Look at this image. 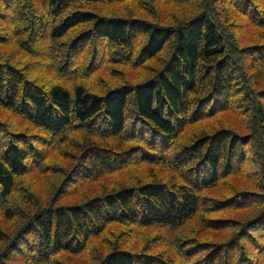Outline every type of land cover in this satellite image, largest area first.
I'll return each mask as SVG.
<instances>
[{
	"label": "trees",
	"instance_id": "16d2710c",
	"mask_svg": "<svg viewBox=\"0 0 264 264\" xmlns=\"http://www.w3.org/2000/svg\"><path fill=\"white\" fill-rule=\"evenodd\" d=\"M0 264H264V0H0Z\"/></svg>",
	"mask_w": 264,
	"mask_h": 264
},
{
	"label": "rangeland",
	"instance_id": "374dc122",
	"mask_svg": "<svg viewBox=\"0 0 264 264\" xmlns=\"http://www.w3.org/2000/svg\"><path fill=\"white\" fill-rule=\"evenodd\" d=\"M7 48H8V46H6V47L2 46V49L5 50V54H3V56L4 55L6 56V54L8 53V49Z\"/></svg>",
	"mask_w": 264,
	"mask_h": 264
}]
</instances>
